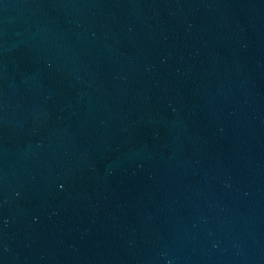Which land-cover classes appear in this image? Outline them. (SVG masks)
<instances>
[{
  "label": "water",
  "instance_id": "obj_1",
  "mask_svg": "<svg viewBox=\"0 0 264 264\" xmlns=\"http://www.w3.org/2000/svg\"><path fill=\"white\" fill-rule=\"evenodd\" d=\"M0 264H264V0H0Z\"/></svg>",
  "mask_w": 264,
  "mask_h": 264
}]
</instances>
